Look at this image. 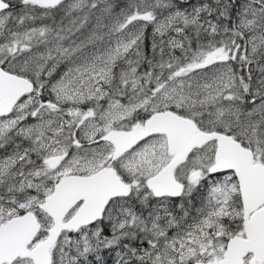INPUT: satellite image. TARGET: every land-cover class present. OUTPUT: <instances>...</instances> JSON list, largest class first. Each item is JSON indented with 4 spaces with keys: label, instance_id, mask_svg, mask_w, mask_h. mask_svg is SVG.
I'll use <instances>...</instances> for the list:
<instances>
[{
    "label": "snow or ice",
    "instance_id": "snow-or-ice-1",
    "mask_svg": "<svg viewBox=\"0 0 264 264\" xmlns=\"http://www.w3.org/2000/svg\"><path fill=\"white\" fill-rule=\"evenodd\" d=\"M0 264H264V0H0Z\"/></svg>",
    "mask_w": 264,
    "mask_h": 264
}]
</instances>
